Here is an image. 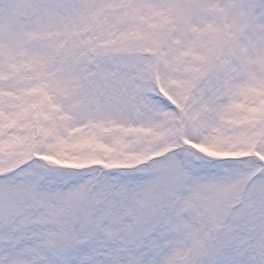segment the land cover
Returning a JSON list of instances; mask_svg holds the SVG:
<instances>
[{
	"label": "snow or ice",
	"instance_id": "1",
	"mask_svg": "<svg viewBox=\"0 0 264 264\" xmlns=\"http://www.w3.org/2000/svg\"><path fill=\"white\" fill-rule=\"evenodd\" d=\"M0 264H264V0H0Z\"/></svg>",
	"mask_w": 264,
	"mask_h": 264
}]
</instances>
